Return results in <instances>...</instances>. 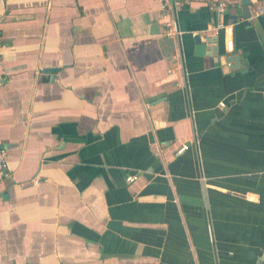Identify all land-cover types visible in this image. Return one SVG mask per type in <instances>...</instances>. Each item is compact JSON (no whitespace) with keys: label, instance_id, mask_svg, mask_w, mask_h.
<instances>
[{"label":"crops","instance_id":"1","mask_svg":"<svg viewBox=\"0 0 264 264\" xmlns=\"http://www.w3.org/2000/svg\"><path fill=\"white\" fill-rule=\"evenodd\" d=\"M261 5L0 0V264H264Z\"/></svg>","mask_w":264,"mask_h":264},{"label":"built area","instance_id":"2","mask_svg":"<svg viewBox=\"0 0 264 264\" xmlns=\"http://www.w3.org/2000/svg\"><path fill=\"white\" fill-rule=\"evenodd\" d=\"M155 2L161 6L163 18L172 19L173 15L176 16L183 10L185 6L190 5L192 3V0H155ZM226 10H227V4L225 3H220L213 7V12L215 13V16L218 18V23L214 31L216 33L224 32L226 35L232 37V34L234 32L233 25H228L225 22L221 21V18L225 14ZM257 14L259 16H264V5L259 6ZM165 24L166 27L168 28L173 27L172 21L167 22ZM226 49L229 53L233 52L234 42L232 39L226 41ZM187 148L188 147L186 146H182V148L177 150L176 154L178 156L184 154ZM158 149L159 152H162L161 146H158ZM8 158H9L8 151L0 142V171H2L4 174H6V171L8 170ZM138 180H139L138 176H129L127 178V182L129 184H134Z\"/></svg>","mask_w":264,"mask_h":264},{"label":"water","instance_id":"3","mask_svg":"<svg viewBox=\"0 0 264 264\" xmlns=\"http://www.w3.org/2000/svg\"><path fill=\"white\" fill-rule=\"evenodd\" d=\"M243 4L248 5L250 3V0H241ZM236 63H238V61H235Z\"/></svg>","mask_w":264,"mask_h":264}]
</instances>
